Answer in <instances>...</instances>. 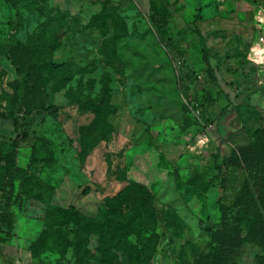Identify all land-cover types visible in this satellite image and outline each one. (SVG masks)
Segmentation results:
<instances>
[{
	"label": "rangeland",
	"instance_id": "374dc122",
	"mask_svg": "<svg viewBox=\"0 0 264 264\" xmlns=\"http://www.w3.org/2000/svg\"><path fill=\"white\" fill-rule=\"evenodd\" d=\"M18 4L15 15L0 0V45L53 28L60 43L54 59L75 67L63 90L50 91L48 103L59 114L36 113L25 140L24 120L16 125L0 101V144L19 140V166L39 183L35 195L17 183V226L0 242V264H133L128 252L98 249L106 215L120 207L123 193H134L131 182L146 187L171 220L166 232L158 229L155 264H177L182 249L190 257L209 251L202 226L220 220L223 196L218 181L205 190L215 176L212 155L251 140L246 129L226 133L222 123L232 114L226 125L235 128L237 108L247 128L264 116V46L255 28L264 0ZM15 87V70L0 47V95L14 94ZM35 145L48 152L49 165L35 164ZM197 174L204 176L201 184L194 182ZM48 202L73 206L95 225L80 257L74 246H51L55 236L66 242L74 235L71 227L49 225ZM253 256L247 251L244 264Z\"/></svg>",
	"mask_w": 264,
	"mask_h": 264
},
{
	"label": "trees",
	"instance_id": "16d2710c",
	"mask_svg": "<svg viewBox=\"0 0 264 264\" xmlns=\"http://www.w3.org/2000/svg\"><path fill=\"white\" fill-rule=\"evenodd\" d=\"M3 1L18 15V3L28 2V5L35 6L45 0ZM163 25H166L164 19ZM59 46L53 28L42 29L25 42L14 37L0 45L16 74L15 93L1 94L0 101L6 103L8 116L16 125L19 117L24 120L23 140L28 138L32 117L36 113L59 114L60 107L48 103L50 91L63 90L72 80L67 74L75 67L70 62L54 59ZM204 53V61L208 65V55L206 51ZM81 70L84 71L83 67L75 72ZM52 76L56 77L54 84L51 83ZM196 105L194 107L198 110L200 104ZM194 107L191 106L192 109ZM94 111L99 112L97 108ZM238 112V108L235 109V128L229 129L226 125L231 114L222 123L223 130L239 133L246 129L251 134V140L245 145L232 147L229 152L219 149L212 155L215 176L205 185V190L218 181L223 196L219 201L220 220L205 222L202 226V230L209 234L210 250L195 251L190 257L186 249H182L177 264H244L247 251L254 253L251 264H264V116L254 118L250 128H247V123ZM201 114L204 115V112ZM33 157L35 164H50L48 152L42 154L38 145L33 148ZM18 162L19 140L13 141L11 147L0 144V242H4L17 226L13 211L17 201L14 196L17 183L23 192L31 195H35L33 189L38 183ZM203 178V175L197 174L194 182L201 184ZM130 187L134 193H123L117 201L120 207H113L107 213L98 249L102 253H110L113 249L128 252L135 257L133 264H155L162 237L158 229L166 232L171 220L165 209L156 206L153 195L146 187L135 182H131ZM47 212L51 227H58L59 230L71 227L74 235L73 239L66 238V242L55 236L50 240L51 246L58 251L74 246L75 255L80 257L84 240L95 231L92 220L73 206L63 208L48 202ZM133 237L135 243L131 242Z\"/></svg>",
	"mask_w": 264,
	"mask_h": 264
},
{
	"label": "built area",
	"instance_id": "2783aa9c",
	"mask_svg": "<svg viewBox=\"0 0 264 264\" xmlns=\"http://www.w3.org/2000/svg\"><path fill=\"white\" fill-rule=\"evenodd\" d=\"M255 28L259 34L258 42L264 46V8L258 9V14L256 16Z\"/></svg>",
	"mask_w": 264,
	"mask_h": 264
}]
</instances>
